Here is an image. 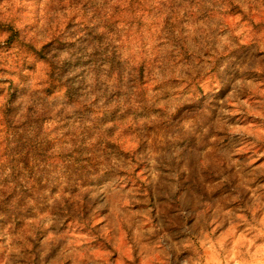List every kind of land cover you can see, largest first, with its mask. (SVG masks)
I'll return each instance as SVG.
<instances>
[{
    "label": "rangeland",
    "instance_id": "obj_1",
    "mask_svg": "<svg viewBox=\"0 0 264 264\" xmlns=\"http://www.w3.org/2000/svg\"><path fill=\"white\" fill-rule=\"evenodd\" d=\"M0 264H264V0H0Z\"/></svg>",
    "mask_w": 264,
    "mask_h": 264
},
{
    "label": "clouds",
    "instance_id": "obj_2",
    "mask_svg": "<svg viewBox=\"0 0 264 264\" xmlns=\"http://www.w3.org/2000/svg\"><path fill=\"white\" fill-rule=\"evenodd\" d=\"M75 39H79V35L75 37ZM97 46H89L84 41H80V44L77 45V51L73 55H89L92 54ZM86 49V52H81L80 49ZM50 55H58L59 61L63 62L65 60H72L73 55H70L68 51H63L57 53L56 50H50ZM83 69L75 64L70 63L67 67V71L64 75V79L66 81H70V86L75 88L77 91L74 93L75 96L79 95V86L81 83L85 82L88 86V96L89 99L85 101L89 106L95 107L98 110L104 107L105 100L115 92V81H112L111 84L108 82H104V90L101 92H94L96 87V78L91 74H86V76H82L81 72ZM75 78V79H74ZM97 96L100 97L98 103H93L97 100ZM67 98L57 100L58 104L67 103ZM26 111V108H25ZM191 113V115H189ZM20 119V118H18ZM95 120V117H93ZM155 120V118H153ZM147 121H145L146 123ZM211 128V116L206 111L203 114L197 113L194 108L192 109H185L184 112L180 113L175 121L170 124L167 128L168 138L169 140L173 141V143L169 146L172 150V155L169 157L166 153H162L159 155H155L152 158V165H153V174H154V181H150V183L155 182V178H158L161 173L157 171L159 168H168L170 169V179L176 180L179 176L180 171H186L187 169H179L178 167L174 168L172 165V160L175 159L177 162L181 158V152L183 148L187 147V145H179L175 143V140L179 137H195L197 135L203 136L204 134L208 133ZM159 160V163L157 161ZM121 164L120 161H117L115 158L112 159L111 164L105 163V167H119ZM173 191L175 190V185H172ZM167 194V193H163Z\"/></svg>",
    "mask_w": 264,
    "mask_h": 264
}]
</instances>
